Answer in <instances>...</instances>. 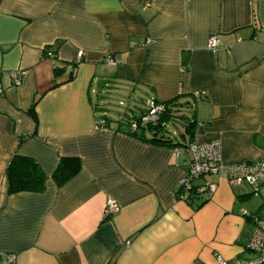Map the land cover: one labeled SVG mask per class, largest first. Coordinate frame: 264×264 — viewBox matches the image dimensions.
Instances as JSON below:
<instances>
[{"label":"crops","instance_id":"1","mask_svg":"<svg viewBox=\"0 0 264 264\" xmlns=\"http://www.w3.org/2000/svg\"><path fill=\"white\" fill-rule=\"evenodd\" d=\"M146 99L175 100V114L188 116L171 118L176 136L194 121L192 140L182 139L218 141L223 165L264 158V0H0V264L254 256L248 239L264 221V196L208 174L195 182L215 184L208 199L189 197L179 180L190 153L118 124ZM14 154L41 167L42 192L8 193ZM62 158L80 168L58 185Z\"/></svg>","mask_w":264,"mask_h":264},{"label":"built area","instance_id":"2","mask_svg":"<svg viewBox=\"0 0 264 264\" xmlns=\"http://www.w3.org/2000/svg\"><path fill=\"white\" fill-rule=\"evenodd\" d=\"M207 46L215 50L217 47L216 35L211 36L207 42ZM75 62H79L83 53L76 52ZM50 54V53H49ZM51 55V54H50ZM105 60L109 64H113L114 60L111 55H106ZM20 72H11L14 85L20 84ZM146 112L140 117V122H157L158 115L162 109V105L156 103L154 99H146L144 102ZM137 123L131 124V129H135ZM183 151L190 153V161L187 165V171L179 180V187L182 191H190L195 189L199 193L208 194L215 189L213 182L203 183L194 188L196 179L208 174L222 175L229 183H247L251 190L264 196V158L256 162H241L232 165H223L221 161V144L218 141H207L206 143L198 142L197 139L189 142L186 147H177L176 153L182 154ZM105 213L110 214L117 211L116 202L108 198L104 207ZM254 230L252 231L247 248L254 253L253 257L248 258H232L225 259L217 256V264H264V221H255ZM8 259H12L11 256Z\"/></svg>","mask_w":264,"mask_h":264},{"label":"trees","instance_id":"3","mask_svg":"<svg viewBox=\"0 0 264 264\" xmlns=\"http://www.w3.org/2000/svg\"><path fill=\"white\" fill-rule=\"evenodd\" d=\"M61 71L60 68L55 67V75ZM145 102V101H144ZM162 109L158 115L157 122H140V117L143 116L146 112V106H144V112L136 115L125 114L127 119H121L118 121V124H124L128 129V133L131 136H135L137 138L142 139L144 135H142L146 130L153 132V137L150 141L153 142H161L168 146H177V147H186L189 142H191L194 133L192 132L194 126V121L184 126L182 134H180V138L176 136L175 133L178 129L176 123L171 121V118H183L185 117V113L181 115H176V111L179 109L176 107L177 103L175 100H170L169 102L163 103ZM30 115L36 119L32 110H29ZM126 113V112H125ZM188 117V116H186ZM177 120V119H176ZM168 126V123H170ZM178 121V120H177ZM135 122L137 126L135 129H131V124ZM102 126H107L106 121H100ZM198 129V128H197ZM174 132L171 135L170 132ZM189 131L192 135L190 136V141L185 142L182 137L184 136V132ZM177 137V138H175ZM37 162L27 156L14 154L9 163L7 164L5 170V177L7 178V189L8 193H18V192H33L40 193L44 190L45 187V179L46 176L41 169V167L36 164ZM80 168L79 162L77 158H62L58 162V165L55 171L52 174L53 179L56 181L58 185H63L67 180L72 178L75 173L78 172ZM194 188H196V184L194 183ZM189 197L201 198V200L208 199L209 195L204 193H199L195 189L188 191Z\"/></svg>","mask_w":264,"mask_h":264},{"label":"rangeland","instance_id":"4","mask_svg":"<svg viewBox=\"0 0 264 264\" xmlns=\"http://www.w3.org/2000/svg\"><path fill=\"white\" fill-rule=\"evenodd\" d=\"M100 95V94H99ZM101 96H103V97H107V95L105 94V93H103V94H101ZM107 103V102H106ZM127 105V103L126 104H123V103H121V104H119V101H115L114 103H113V105H112V108H113V110L115 111V112H117V113H121V112H124V109H126V106Z\"/></svg>","mask_w":264,"mask_h":264}]
</instances>
